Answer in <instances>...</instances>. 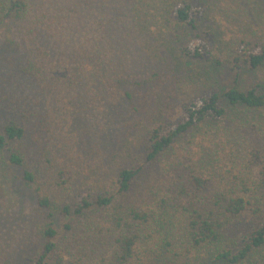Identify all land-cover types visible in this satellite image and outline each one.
Segmentation results:
<instances>
[{
    "label": "trees",
    "instance_id": "trees-1",
    "mask_svg": "<svg viewBox=\"0 0 264 264\" xmlns=\"http://www.w3.org/2000/svg\"><path fill=\"white\" fill-rule=\"evenodd\" d=\"M24 1L0 0V19L3 14L4 18L12 19L21 28L19 32L24 36V43L36 44L37 38L45 31H37L38 24L49 16L43 12L40 16L35 15ZM67 6L66 2L54 6L56 12L49 17L50 21L58 19L59 24L66 21L61 13ZM173 16L181 27L196 31V18L190 5L177 6ZM59 26L66 29V26ZM60 38L62 45L71 44L62 32ZM8 41L10 51L18 49L25 53L18 52L21 59L16 65L9 60L11 71L4 72L6 75L1 78L0 84L8 82L11 88H1L0 102L9 114H17L24 122L34 124L35 132L28 136L38 149V158L32 171L24 170L20 178L27 186L36 184L40 194L36 198L37 211L30 231L33 253L30 256L19 249L29 232L10 249H4L0 242V259L5 264H138L136 252L154 232L165 240V244L158 247L161 251L152 257L157 264H176L194 254H202V258L210 264H264V197H257V193L264 190V126L256 124L249 131V122L240 123L237 135L245 146L246 159L238 173H243L242 178L236 174L228 175L233 167L221 172L220 165L213 166L219 169L221 179L226 181L222 180L224 184L212 195L203 193L209 179L203 177L195 165H186L179 159L172 161L169 155L182 136L207 122L226 118L221 102L234 110L240 107L246 112L264 111V82L250 89L238 86L243 68L264 74V42H242L244 53L241 56L234 52L231 54L230 61L234 63L235 70L221 89L211 88L205 96L182 107L178 116L165 117L148 132L144 163L153 165L163 160L165 176H158L152 170L146 174L142 167L123 169L117 176L116 195H85L71 201V169L68 164L71 159H59L70 144L67 137L61 139L62 125L59 120L70 119L72 123L83 118L78 109L84 101L81 89L102 86L106 72H113L121 58L107 53L103 57L97 51H92L97 56L75 51L69 59L61 58L60 66L65 67V71L59 68L58 72L63 73L61 77L53 75L52 63L47 67L41 60L40 50ZM185 44L181 45L179 54L185 60L206 62L211 57V49L207 45ZM111 63L114 66L109 67ZM122 76L123 73L107 75L104 84L110 88L108 93L119 94L126 101H132L133 90ZM148 82L138 83L137 86L141 88ZM42 95L49 99L46 100L47 108L40 106ZM92 102L97 108L98 98L93 97ZM113 105L108 101L106 124L109 122L104 127L103 121L94 112L74 129L71 147L81 153L87 166L115 156L122 148L120 134L111 135V130L117 127L109 111ZM160 105L161 102H158L159 114L163 112ZM133 112H138V109L134 107ZM85 122L89 128L98 130L93 133L95 135L103 129L107 130V150L98 146L99 141L90 140L88 145L83 146L85 141L81 135ZM119 124L124 141L139 123L128 114ZM26 136L25 128L12 121L0 128V151H8L7 158H0L1 176L7 186H12L8 169L24 166L23 155L11 149L10 145ZM249 164L259 168L258 182L249 178ZM246 167L248 172H245ZM160 177L172 180L162 183ZM9 192H12L11 188ZM97 212L102 216H98ZM234 220L244 223L235 230Z\"/></svg>",
    "mask_w": 264,
    "mask_h": 264
},
{
    "label": "rangeland",
    "instance_id": "rangeland-1",
    "mask_svg": "<svg viewBox=\"0 0 264 264\" xmlns=\"http://www.w3.org/2000/svg\"><path fill=\"white\" fill-rule=\"evenodd\" d=\"M63 2L68 6L61 14L67 20L62 24L58 23V19L50 21L49 17L56 12L54 6ZM24 3L30 6L35 15L40 16L43 12L49 16L40 24L37 23V31H45L44 34L40 33L42 36L37 38L36 44H25L24 36L19 32L20 26H16L12 19L4 18V14L1 15L0 81L7 71H11L8 68L9 60L16 65L19 58L21 59L18 52L21 51L22 55L25 53L18 49L15 52L10 51L7 42L13 40L28 49L40 50L41 60L48 65L47 67L52 63L53 75L61 77L63 73L58 72L59 68L65 71V67L60 66L61 58L69 59L70 54L75 51L94 56L97 55L92 51H97L103 57L105 53L118 55L123 61L118 59L119 64L114 71L106 73L107 75L123 73V79L134 94L132 101H126L119 94L108 93L110 88L104 84L106 75L103 77L102 86L81 89L84 101L80 103L78 109L83 118L73 120L72 123L70 119L59 120L62 125L61 139L67 137L70 144L69 149L62 152L59 159H71L68 162L71 169L69 184L71 201H77L85 195H116L117 176L123 169L142 167L146 174L152 170L158 176H165L166 166L163 160L153 165L144 163L148 132L165 117L178 116L182 107L205 96L211 88L217 91L221 89L235 70L234 63L230 61L231 54L234 52L241 56L244 53L242 42H264V0H25ZM182 4L190 5L194 12L197 26L195 32L181 27L173 18V10ZM59 25L66 26V29L63 30ZM61 32L64 38L71 42L69 46L61 44ZM196 35L199 37L195 38ZM184 43L188 46L207 45L211 49V57L206 62L185 60L179 55L180 47ZM62 51L64 53L60 55ZM110 66L114 65L111 63ZM13 74L15 75L14 71ZM147 80L150 82L143 84L141 88L137 86L138 83ZM261 82H264L263 73L243 68L238 86L250 89ZM4 87L10 89L11 84L1 83L0 91ZM93 97L98 98L97 108L92 102ZM46 100L49 99L42 95L41 107H48ZM108 101L114 104V107H109V111L117 124V127L111 130V135L120 134L119 144L122 141L120 144L122 148L115 156L87 166L81 153L71 147L74 129L82 119L87 120L94 112L100 117L99 120L103 121V127L107 125L109 120L106 124L108 116L105 108ZM158 102H161L160 106L163 107L160 114ZM221 104L226 112L224 120L207 122L182 136L169 154L172 161L179 159L186 165H195L198 172L209 179L207 189L203 193L211 195L224 184L222 180L226 181L221 179L219 169L213 166L220 165L221 172L233 167V171L228 175L236 174L242 178L243 173L240 175L238 173L241 172L246 159L245 146L237 135L240 123L249 122V131L256 127V124L264 126L263 110L246 112L240 107L234 110L223 102ZM134 107L138 112H133ZM128 114L139 124L123 141L122 127L119 123ZM11 121L24 127L27 136L10 145L11 149L18 150L24 158L23 167L8 169L12 186H7V183L3 182L0 168V242L4 249H10L22 235L24 237L26 232H29L25 236L26 240L20 243L19 249L31 256L33 248H30L32 245L30 231L35 221L33 216L37 211L36 198L40 191L37 192L36 184L25 185L20 177L24 170L32 171L38 158V149L29 140V136L35 132L33 122H24L17 114H9L4 104L0 102V128ZM83 127L84 132L81 135L85 141L83 146L88 145L90 140L99 141L98 146L102 150L104 148L107 150L105 135L107 130L103 129L95 135L93 133L98 130L89 128L86 122ZM7 155V150L0 151V158H7ZM245 172H248L247 167ZM13 175L16 177L15 180ZM249 178L255 182L259 181L258 167L249 164ZM169 179L172 180L170 177L159 178L162 183H167ZM164 187L167 185L164 184ZM10 188L12 192H9ZM261 196L264 197V190L257 193L258 198ZM97 215L102 216L98 212ZM233 223L236 230L244 221L234 220ZM164 244L165 240L161 235L152 233L136 252L138 264H157L152 257L161 251L158 247ZM185 262L210 264L202 258V254L184 257L176 264ZM0 264H5V261L0 259Z\"/></svg>",
    "mask_w": 264,
    "mask_h": 264
}]
</instances>
